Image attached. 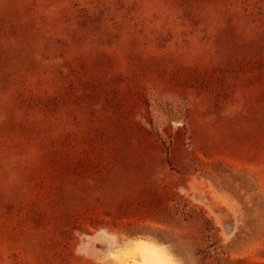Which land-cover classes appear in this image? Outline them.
I'll use <instances>...</instances> for the list:
<instances>
[{
    "label": "rangeland",
    "instance_id": "1",
    "mask_svg": "<svg viewBox=\"0 0 264 264\" xmlns=\"http://www.w3.org/2000/svg\"><path fill=\"white\" fill-rule=\"evenodd\" d=\"M137 238L264 264V0H0V264Z\"/></svg>",
    "mask_w": 264,
    "mask_h": 264
},
{
    "label": "bare ground",
    "instance_id": "2",
    "mask_svg": "<svg viewBox=\"0 0 264 264\" xmlns=\"http://www.w3.org/2000/svg\"><path fill=\"white\" fill-rule=\"evenodd\" d=\"M204 189H205V186H204ZM204 189L202 190L203 192H204ZM205 193L203 194V197L212 205L213 209L217 213L225 216L226 222L224 224L226 225V229H231L233 220L231 216L229 215V213L227 212L228 209L227 210L224 209L225 207L223 205L225 204L222 205L223 200L221 199L222 201H220V199L217 197L219 195L217 196L214 195L213 200H210L213 194L209 195V193H206V194ZM230 214L232 213L230 212ZM232 229L234 228L232 227ZM231 232L232 231H230V233ZM126 241H129V240H126ZM107 253H108L107 258L105 257L106 255H103V256L106 258L105 259L106 261L108 259L109 264H176L172 255L163 245H160L146 238H137V239L130 240V242L127 243L123 247H118L116 245L114 248L112 247V249H110ZM104 254L106 253L104 252Z\"/></svg>",
    "mask_w": 264,
    "mask_h": 264
}]
</instances>
